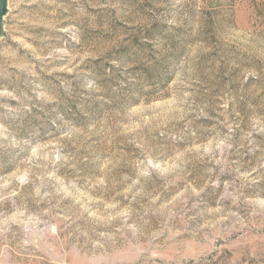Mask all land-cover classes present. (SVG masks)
Segmentation results:
<instances>
[{"label":"rangeland","instance_id":"1","mask_svg":"<svg viewBox=\"0 0 264 264\" xmlns=\"http://www.w3.org/2000/svg\"><path fill=\"white\" fill-rule=\"evenodd\" d=\"M0 264H264V0H5Z\"/></svg>","mask_w":264,"mask_h":264},{"label":"water","instance_id":"2","mask_svg":"<svg viewBox=\"0 0 264 264\" xmlns=\"http://www.w3.org/2000/svg\"><path fill=\"white\" fill-rule=\"evenodd\" d=\"M5 7V0H0V12L4 9Z\"/></svg>","mask_w":264,"mask_h":264}]
</instances>
